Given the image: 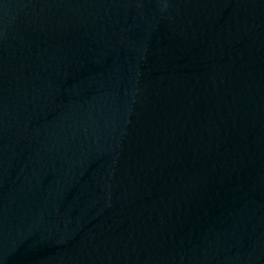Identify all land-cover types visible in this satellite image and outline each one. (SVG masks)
I'll return each instance as SVG.
<instances>
[{
	"label": "water",
	"instance_id": "water-1",
	"mask_svg": "<svg viewBox=\"0 0 264 264\" xmlns=\"http://www.w3.org/2000/svg\"><path fill=\"white\" fill-rule=\"evenodd\" d=\"M0 264H264V0H0Z\"/></svg>",
	"mask_w": 264,
	"mask_h": 264
}]
</instances>
